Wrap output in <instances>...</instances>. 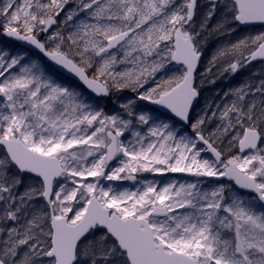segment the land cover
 Returning a JSON list of instances; mask_svg holds the SVG:
<instances>
[{
	"label": "snow or ice",
	"instance_id": "snow-or-ice-1",
	"mask_svg": "<svg viewBox=\"0 0 264 264\" xmlns=\"http://www.w3.org/2000/svg\"><path fill=\"white\" fill-rule=\"evenodd\" d=\"M255 25L264 0H0V264H264V69L204 94L264 63Z\"/></svg>",
	"mask_w": 264,
	"mask_h": 264
},
{
	"label": "trees",
	"instance_id": "trees-1",
	"mask_svg": "<svg viewBox=\"0 0 264 264\" xmlns=\"http://www.w3.org/2000/svg\"><path fill=\"white\" fill-rule=\"evenodd\" d=\"M260 31H264V29L259 28L258 30ZM3 38L0 37V40H2ZM262 69H264V64H257L254 65L252 67H245L243 69L240 70V72L235 76V78H226L225 80H218L217 83L215 85H205L204 86V94L211 96L213 94V92L217 89H227L229 87L235 86L237 85L244 77H247L249 75H251V73L253 71L259 72ZM132 94L125 91L123 93H120V100H118L117 96H111L110 99L108 100L109 106L107 108V106H105L106 110L115 106H112V102L113 101H117V105L119 102H122L124 97L127 96H131ZM142 103V102H140ZM104 104H107V101H101V106H103Z\"/></svg>",
	"mask_w": 264,
	"mask_h": 264
},
{
	"label": "rangeland",
	"instance_id": "rangeland-1",
	"mask_svg": "<svg viewBox=\"0 0 264 264\" xmlns=\"http://www.w3.org/2000/svg\"><path fill=\"white\" fill-rule=\"evenodd\" d=\"M103 106H107V108H108V106H109L108 101H107V104H104ZM112 106L117 107L118 105H117V103L114 104V103L112 102ZM112 108H113V107H112ZM145 175H150V174H145ZM177 175H178V174H169L168 178H178ZM150 178H151V177H150ZM115 183H123V185H124V186H127V187H131V186H132V185H131V182H127V181H125V182H115Z\"/></svg>",
	"mask_w": 264,
	"mask_h": 264
},
{
	"label": "water",
	"instance_id": "water-1",
	"mask_svg": "<svg viewBox=\"0 0 264 264\" xmlns=\"http://www.w3.org/2000/svg\"><path fill=\"white\" fill-rule=\"evenodd\" d=\"M258 27H261L260 25H255V26H253L252 28H258ZM259 63H262L259 59L258 60H256V61H253L250 65H248V66H253V65H256V64H259ZM107 99H109V97L108 98H101V100H107ZM142 103H146V102H142ZM184 174H178V177H181V176H183Z\"/></svg>",
	"mask_w": 264,
	"mask_h": 264
},
{
	"label": "flooded vegetation",
	"instance_id": "flooded-vegetation-1",
	"mask_svg": "<svg viewBox=\"0 0 264 264\" xmlns=\"http://www.w3.org/2000/svg\"><path fill=\"white\" fill-rule=\"evenodd\" d=\"M260 28H262V27H260ZM262 29H264V28H262ZM258 30H259V27L258 28H251V29H249V31H251L253 33L259 32Z\"/></svg>",
	"mask_w": 264,
	"mask_h": 264
}]
</instances>
